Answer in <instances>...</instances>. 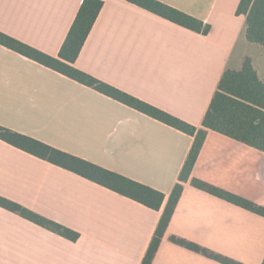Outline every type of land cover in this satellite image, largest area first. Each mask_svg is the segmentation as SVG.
Segmentation results:
<instances>
[{"label":"crops","instance_id":"1","mask_svg":"<svg viewBox=\"0 0 264 264\" xmlns=\"http://www.w3.org/2000/svg\"><path fill=\"white\" fill-rule=\"evenodd\" d=\"M103 7L74 66L192 126L226 70L264 48L245 37L240 0H157L210 26L201 35L125 0ZM82 0H0V32L56 57ZM0 126L165 195L159 211L0 140V196L79 234L69 241L0 207V264H141L193 137L0 45ZM191 177L264 207V152L208 131ZM193 242L262 264L264 218L188 181L151 264H221Z\"/></svg>","mask_w":264,"mask_h":264},{"label":"trees","instance_id":"2","mask_svg":"<svg viewBox=\"0 0 264 264\" xmlns=\"http://www.w3.org/2000/svg\"><path fill=\"white\" fill-rule=\"evenodd\" d=\"M125 1L195 33L206 35L210 30L208 24L157 0ZM102 7L101 0H82L56 57L47 55L3 32H0V45L193 137V143L180 171L178 182L167 199L141 264L152 263L182 194L183 185L188 181L201 191L264 218V207L191 177L208 131L217 132L264 152V82L258 79L250 59L247 58L244 61L240 71L226 70L223 73L203 117L201 128H197L74 66ZM236 14L245 16L247 41L264 48V0H240ZM0 140L154 211H159L165 200V195L155 189L2 126H0ZM0 207L69 241H76L79 238L77 232L1 196ZM169 240L175 245L221 264H242L180 237L170 236Z\"/></svg>","mask_w":264,"mask_h":264}]
</instances>
